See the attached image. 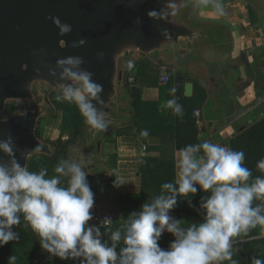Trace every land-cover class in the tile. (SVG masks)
<instances>
[{"label": "clouds", "instance_id": "clouds-1", "mask_svg": "<svg viewBox=\"0 0 264 264\" xmlns=\"http://www.w3.org/2000/svg\"><path fill=\"white\" fill-rule=\"evenodd\" d=\"M221 14L226 13L221 10ZM148 15L156 18L159 14L153 10ZM50 18L60 35L72 31V26L62 23L58 16ZM84 43L81 39L73 42V47ZM82 63L81 57L57 60L63 68L62 78H71L74 84L61 85L62 95L57 94L56 99L74 102L88 125L107 131V114H98L91 103L97 99L104 104L98 96L102 85L93 82V73L87 70L72 71ZM128 66L133 65L129 62ZM49 72L56 75L54 69ZM165 106L183 115L182 105L175 99ZM142 135L147 136V130ZM0 149L13 157L10 168L0 163V245L19 238L12 229L20 224L23 214L40 237L44 250L64 260L82 258L81 264H222L225 260L239 264L232 251L237 238L247 236L258 225L264 226V177L253 179L251 169L245 166L243 151L218 143L205 140L180 149L175 183H164L160 195L144 203L139 213L133 211L129 215L123 231H112L111 246L102 241L101 228L89 223L93 219L95 193L80 163L61 160L54 169L57 175L46 178L47 169L37 173L18 162L11 135L0 140ZM22 155L27 157V152ZM257 168L264 172V160L257 163ZM61 177H68L67 186H62ZM115 183L119 186L125 182L117 177ZM197 184L210 193L201 200L200 207L206 213L204 222L183 228L182 221L169 213L177 206L178 197L197 193ZM255 200L262 203L253 206ZM112 223L111 217L102 222L109 230ZM165 230L176 237L168 250L158 243ZM122 238L125 246L117 252ZM15 260V256L9 257V264ZM251 264H264V259L253 257Z\"/></svg>", "mask_w": 264, "mask_h": 264}, {"label": "water", "instance_id": "water-1", "mask_svg": "<svg viewBox=\"0 0 264 264\" xmlns=\"http://www.w3.org/2000/svg\"><path fill=\"white\" fill-rule=\"evenodd\" d=\"M189 3L190 0H0V115L11 102L23 105L21 110L0 117V140L12 136L18 162L27 167L31 156L54 153V147L37 134L39 121L50 105H43V96L36 95L34 85L62 90L61 85L74 84L71 78H62L63 68L57 60L81 57L83 63L72 71L87 70L93 73L91 80L102 85L98 96L104 104L97 99L91 103L98 114H107L104 120L108 131L115 122L112 109L127 91L122 65L136 57L155 60L170 48L184 57L203 41L202 32L207 27H194L185 18ZM153 10L158 17L148 15ZM57 16L72 26L70 33L60 35L50 18ZM81 39L86 43L73 47V42ZM50 69L55 70V76L50 75ZM240 70L242 79H246L245 68ZM191 86L187 84L186 96H191ZM101 132L87 124L76 143L84 147L91 139L92 149ZM26 152L27 157L22 155ZM12 158L0 149V163L10 168ZM119 212V207L114 206L92 224L105 217L116 222Z\"/></svg>", "mask_w": 264, "mask_h": 264}, {"label": "crops", "instance_id": "crops-1", "mask_svg": "<svg viewBox=\"0 0 264 264\" xmlns=\"http://www.w3.org/2000/svg\"><path fill=\"white\" fill-rule=\"evenodd\" d=\"M232 2L239 3L233 6ZM246 6L252 9L243 10ZM221 10L226 14L222 15ZM185 18L194 27H207L202 32L203 41L193 52L179 57L175 49L170 48L155 60L136 57L129 61L133 65L129 75L138 82L143 100L161 101V89L167 84L163 83L162 76L182 74L187 79L184 95L187 84L191 83L190 95L202 98L200 107L195 109L199 110V120L193 113L198 143L206 140L227 146L239 131L264 117V81L261 76L264 75V0H207L206 3L205 0H190ZM129 62L122 65L125 71ZM241 67L246 69V79L241 77ZM172 97L171 100L181 104L179 97ZM166 104L167 101L163 100L160 112L164 109L173 112ZM133 111L132 96L126 91L112 109L113 127L101 132L93 143L94 147H89L91 139L82 150L78 143L72 147L71 162L80 163L86 173L104 183L95 192L93 219L89 222L92 226H103V221L92 224L93 220L114 206L119 207V220L122 221H127L133 211L138 212L134 205L123 209L119 205V196L143 191L140 166L144 157L174 159L177 178L176 161L180 149L170 130L162 135L148 133L143 137L137 128L117 133L116 127L127 124ZM55 121L53 128H45L40 136L42 139L58 137L60 119ZM117 177L125 183L117 186ZM181 221L186 223L185 219ZM256 229V238H264V226L258 225ZM253 257H256L253 253H234L233 259L239 264H251ZM81 259H58L52 254L43 258L40 264H81ZM222 264L231 262L225 260Z\"/></svg>", "mask_w": 264, "mask_h": 264}, {"label": "trees", "instance_id": "trees-1", "mask_svg": "<svg viewBox=\"0 0 264 264\" xmlns=\"http://www.w3.org/2000/svg\"><path fill=\"white\" fill-rule=\"evenodd\" d=\"M129 71H131V68L128 67L124 73V80L126 89L132 96L134 111L127 124L116 127L117 133H126L137 128L140 137H143L142 132L145 130L148 133L159 135L170 130L171 136L176 140L179 149H183L190 144H198V130L193 113L196 108L200 107L202 98L199 99L196 95H184L183 88L187 79L180 73H171L169 81L161 89L163 94L161 101H145L141 98V90L137 86L138 82H136V79L129 81L131 77ZM133 87L136 89L133 90ZM173 89H175V92L172 91ZM57 94L62 95V90H51L50 97L47 99L50 105L48 115L54 114L56 109V116L60 119V135L53 140L50 138L45 139L54 147V153L52 156L33 155L27 166L29 171L37 173L41 169H47L48 175L46 178L57 175L54 169L61 160L71 162L70 153L72 147L83 135L87 125L85 117L81 114L78 106L74 102L57 101ZM173 95L180 98L183 115H177L174 111L172 112L168 109L160 112V108L163 107L162 101L166 100L168 102L173 98ZM22 108L23 105L20 101L11 102L7 105L2 115H10ZM37 134L40 136L39 125ZM229 146L232 150L245 153V166L251 169L253 179L257 176L264 177V172L257 168V163L264 160V117L257 119L245 129L239 131L230 139ZM140 171L143 191L135 194H121L119 196V205L123 209L127 210L130 205H134V209L138 211L137 213L142 211L144 203H150L154 196L162 193V185L164 183H175L176 181L174 159L146 156L142 159ZM87 180L94 193L104 184L103 181L89 174L87 175ZM67 183L68 177H61L62 186H67ZM196 187L198 189L197 193H190L188 197H178L177 206L169 213L176 220L185 219L186 223H181L183 228H187L191 224L204 222L206 213L200 207L201 200L203 197L210 195V193L202 190L198 184ZM261 203L262 201L255 200L253 206ZM124 222L122 220L113 222L110 230L104 226H98L101 228L102 241L111 246V232L117 229L123 231L122 225ZM12 230L18 234L19 238L0 245V264H9V257L11 256L16 257L14 264H40L43 258L52 255L42 248L40 237L32 230L24 219L23 214L20 217V224L13 226ZM256 236L257 229L254 228L247 236L237 238L238 240H243H236L232 251L236 254L253 253L256 258L264 259V238H256ZM175 238L172 233L165 230L158 243L161 248L168 250ZM124 246L122 238L117 244V252ZM55 257L61 259L58 256Z\"/></svg>", "mask_w": 264, "mask_h": 264}, {"label": "rangeland", "instance_id": "rangeland-1", "mask_svg": "<svg viewBox=\"0 0 264 264\" xmlns=\"http://www.w3.org/2000/svg\"><path fill=\"white\" fill-rule=\"evenodd\" d=\"M238 3L239 2H232L231 4L234 6V5H237ZM240 9H242V8H240ZM250 9H252L251 6H249V7L246 6L245 9H243V10L249 11ZM257 21H259V20H255V22H257ZM261 76H263V81H264V75H261ZM34 89H35L36 95L41 94L43 96V105L45 107H48L49 104L47 102V99L50 97L51 90H49V88L46 85H39V84H35L34 85ZM51 105H52V103H51ZM5 116H7V115H5ZM5 116L0 115V117H5ZM55 120H58V118L56 116V109H55L54 114L48 115V113H47L45 116H43L41 118V120L39 122L40 136H41L42 133H44V130H45L46 127L47 128H53V125L56 122ZM59 135H60V131H59ZM49 138L51 140H53V139H56L57 137H53L52 136V137H49ZM80 149L82 150V147ZM81 156L84 157L85 154H81Z\"/></svg>", "mask_w": 264, "mask_h": 264}, {"label": "built area", "instance_id": "built-area-1", "mask_svg": "<svg viewBox=\"0 0 264 264\" xmlns=\"http://www.w3.org/2000/svg\"><path fill=\"white\" fill-rule=\"evenodd\" d=\"M129 81H132V78H129ZM162 81H163V83L166 84V83L169 81V76H168L167 74H164V75L162 76ZM178 104H179V103H178ZM179 105H180V104H179ZM194 114H195V116L198 118V117H199V110H195ZM198 120H199V118H198ZM225 147H229V148H230L229 145H227V146H225Z\"/></svg>", "mask_w": 264, "mask_h": 264}, {"label": "flooded vegetation", "instance_id": "flooded-vegetation-1", "mask_svg": "<svg viewBox=\"0 0 264 264\" xmlns=\"http://www.w3.org/2000/svg\"><path fill=\"white\" fill-rule=\"evenodd\" d=\"M240 69V68H239ZM246 70V69H245ZM240 72H241V70H240ZM45 140V139H44Z\"/></svg>", "mask_w": 264, "mask_h": 264}]
</instances>
